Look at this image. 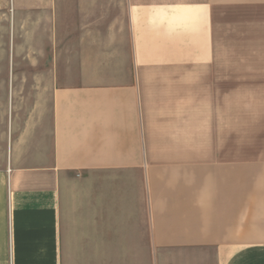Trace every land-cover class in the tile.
I'll return each mask as SVG.
<instances>
[{
	"label": "crops",
	"instance_id": "1",
	"mask_svg": "<svg viewBox=\"0 0 264 264\" xmlns=\"http://www.w3.org/2000/svg\"><path fill=\"white\" fill-rule=\"evenodd\" d=\"M10 24L0 264H264V0H12Z\"/></svg>",
	"mask_w": 264,
	"mask_h": 264
},
{
	"label": "rangeland",
	"instance_id": "2",
	"mask_svg": "<svg viewBox=\"0 0 264 264\" xmlns=\"http://www.w3.org/2000/svg\"><path fill=\"white\" fill-rule=\"evenodd\" d=\"M12 11V0H0V88L8 87V73L12 70V29L10 24ZM19 72H26L32 70L28 65L25 56L18 57L15 66ZM41 69V65L36 66L35 70ZM22 86V84H20ZM6 104V96L0 94V150L4 149V142L6 141L7 129L4 126L6 123V112L4 108ZM264 140V139H263ZM259 149L264 150V141L257 145ZM246 149H244L245 151ZM255 151V150H254Z\"/></svg>",
	"mask_w": 264,
	"mask_h": 264
}]
</instances>
